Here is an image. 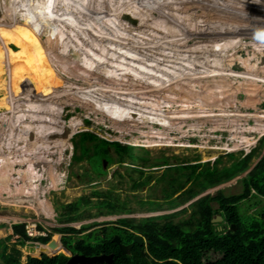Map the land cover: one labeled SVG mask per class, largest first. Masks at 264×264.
<instances>
[{"label":"rangeland","instance_id":"obj_1","mask_svg":"<svg viewBox=\"0 0 264 264\" xmlns=\"http://www.w3.org/2000/svg\"><path fill=\"white\" fill-rule=\"evenodd\" d=\"M40 1L43 0H0V252L4 244L8 246L7 252L17 247L24 263L29 256L41 257L45 253L41 251L43 245L38 241L32 240L35 244H16L12 238V225L15 223L36 224V230L41 234L51 233L50 240L62 239V233L53 231L57 227L74 226L81 229L83 225L98 223L76 235L82 237L104 226H116L122 218L143 221L153 217L149 220L156 223L168 220L185 223L192 217L202 197L208 194L215 196L219 190L228 195L243 191V178L264 154L260 141L264 137V89L257 81L260 79L258 76L264 74L262 68L260 73L255 72V60L262 59L264 62V39H258L261 42L254 52L227 49L226 52L207 57L198 53L202 48L197 43L203 44L210 39L204 37L202 42L197 41L201 37L192 39L184 36L183 31L187 29L185 25H189L190 17L177 20L182 3L178 2L179 6H174L173 10V7H166V0L161 1L157 6H161L162 11H157L150 1L145 5L152 7V11L150 8L148 11L143 8L127 11L120 10L115 4L119 2L123 6L126 4V8H132L139 3L135 0H98L100 4L97 0H71L70 11H59L57 0H44L55 8L49 11ZM192 1L195 8L186 12H193L198 17L190 25L196 27L200 24L199 28H202L193 34L189 32L194 37L214 33L212 30L208 32L206 23L214 21L215 17L223 19L222 16L227 18L254 12L244 7L237 8L241 3L233 2L234 9L228 5H217L216 9L213 4L204 3L202 7H196L197 2ZM241 1L242 6L248 2ZM227 2L222 0L219 4ZM209 8L214 10L210 11ZM229 10L235 12L230 13ZM130 16L134 18L132 21H129ZM26 17L32 22L26 23ZM260 20L259 16L257 21ZM63 23L65 25L62 26L71 31L65 36V41L77 47L84 44L77 51L79 54L85 53L84 61L78 62L80 55L76 59L59 50L55 33L56 30L61 31L60 24ZM18 25L24 29L38 30V36L34 34L33 38L39 45L31 44L29 50L31 55V51L38 54L43 50L48 53L40 73L37 70L26 72L13 56L14 52L21 50L23 40ZM55 26V29L52 28ZM180 28L182 34L179 35L177 29ZM250 30L257 32L255 36L264 32V15L263 23H257ZM79 36H83V39ZM98 37L102 39L101 45L97 43ZM84 39L88 40L87 46ZM216 40L220 41L212 39L213 44L219 45ZM54 50L61 52L62 56L55 57L50 53ZM100 54L104 55V59ZM242 57L248 60H241ZM207 59L214 60V63H206ZM182 60L190 64L203 63L204 67L210 69H204L203 75L200 70L192 66L189 69L187 63L179 62ZM68 61L73 64L69 66ZM249 66L250 73L247 74ZM2 71L7 73L6 79ZM212 77L215 78L205 91L203 85ZM11 85L15 89L11 90ZM54 86L57 88L50 90ZM20 87L23 88L21 91L18 89ZM259 122L263 124L259 125ZM86 131L98 134L101 139L147 149V164L142 165L141 160L134 164L151 172L153 178L150 184L133 188L132 180L125 175L128 166L115 160L106 163L103 168L97 164L92 167L89 156L82 153L81 143L77 148L74 146V141H80V134ZM87 143L91 144L92 141ZM252 150L251 168L232 180L211 187L175 208L159 200L166 185L161 178L162 173L169 164L210 162L216 163L219 168L229 167ZM111 154L117 158L114 148ZM153 164L157 165L151 167ZM59 178L57 184L55 179ZM111 189L119 192L122 202L127 200L130 203L127 211L106 214V209L99 207L98 204L105 197L95 196L93 191L106 192ZM84 196L92 199V202L82 208L80 215L87 209H91L92 213L101 210L104 214L83 215L82 219L62 222L63 204L78 201ZM138 197H152L159 203L156 206L161 208L140 202ZM212 203L219 207L216 201ZM263 208L264 197H250L240 202L241 213L258 215ZM48 209L51 217L45 213ZM219 228L222 229L221 226ZM117 235H114V239ZM33 247L40 248L38 254L28 253ZM48 253L45 254L70 257L65 249ZM215 258L214 253L209 256V259Z\"/></svg>","mask_w":264,"mask_h":264},{"label":"trees","instance_id":"obj_2","mask_svg":"<svg viewBox=\"0 0 264 264\" xmlns=\"http://www.w3.org/2000/svg\"><path fill=\"white\" fill-rule=\"evenodd\" d=\"M25 22L31 23L32 20L26 17ZM5 65L10 68L7 63ZM6 74L2 71L4 79L7 77ZM13 89L15 88L11 85V90ZM18 89L21 91L23 88ZM89 141L92 143L88 144ZM260 141L262 142L261 145L264 146V137ZM79 145L83 155L89 156L91 163H93L92 167L97 164L98 167L103 168L106 162L113 160L128 166L125 175L132 180V187L135 189L147 186L153 178L151 172L147 171L145 167L134 164L138 160H141L142 165L147 164L149 157L145 155L148 153L145 148L140 149L135 145L101 139L98 134L90 131L82 132L80 141H74L76 148ZM112 148L117 153L116 159L111 154ZM253 150L240 161H235L231 166L223 168H219L216 163L211 164L210 162L169 164L162 173L161 178L165 180L166 185L162 188L163 194L159 200H163L164 204H168V207L175 208L194 199L201 192L211 187L232 180L251 168ZM156 165L153 164L151 167ZM119 174L125 176L123 173ZM144 177H146L145 180ZM243 183V191L239 194L228 195L225 191L219 190L215 196L208 194L202 197L198 201L192 217L185 223L172 220L156 223L149 220L153 217L143 221L122 218L116 226H104L89 231L82 237H76V235L82 230L90 229L93 225L97 226L98 223L83 225L81 229L74 226L57 227L53 231L63 234L62 242L69 246L75 254L86 256L113 254L116 263L264 264V208L258 215L240 212L241 201L250 197H264V154L243 178ZM115 190L93 191L95 196L105 197L98 205L102 207V210L106 209V214L125 212L130 205L127 200L122 202L119 192L116 193ZM177 193L178 195H176ZM137 199L140 202L154 205L153 208H161V206H156L159 203H156V199L152 197H138ZM128 201L130 202V200ZM213 201L219 204L218 208L214 206ZM90 202L92 199L84 196L78 201L63 204L61 215L64 218L61 219L62 222L68 223L82 219L83 215L91 217L104 214L101 210L92 213L91 209H87L85 213L80 215L82 208L87 207ZM217 213L224 217L219 224L212 222ZM233 224L236 225V228H233ZM220 226L222 229L219 228ZM110 227L113 229L109 230ZM12 228L14 231L12 234L13 241L19 245H26L32 240L43 245L48 243L51 238V233L30 237L27 234L25 223H15ZM136 232L141 233L146 238L147 244H136L131 253H123L119 243L114 240V235L119 234L125 241H127L126 239L130 241ZM7 249L8 246L4 244L3 250L0 252L4 264H25L21 259L20 249L13 247L12 252H7ZM61 250L64 248L58 244L51 253H57ZM39 251L40 248H31L28 253L36 255ZM212 253L216 255L215 259H209ZM69 258L64 254L49 256L43 253L41 257L29 256L27 261L29 264H66Z\"/></svg>","mask_w":264,"mask_h":264},{"label":"bare ground","instance_id":"obj_3","mask_svg":"<svg viewBox=\"0 0 264 264\" xmlns=\"http://www.w3.org/2000/svg\"><path fill=\"white\" fill-rule=\"evenodd\" d=\"M71 0H57V2H59L58 3V8H59V11H63V10H65V9H68V11H70V8H71V2H70ZM118 1V0H117ZM129 1H133V0H129ZM135 1H137L138 3H139V5H134V7H132V8H126L125 6H126V4L123 6V5H120V4H115L116 5V7H118L120 10H122V9H124V10H127V11H134L135 9H139V8H143L145 11L148 9V8H150V11H152V7H154L155 9L157 8V11H162V8H159V7H161V6H157V4L158 5H160V3H161V1H165V0H135ZM151 1V6L152 7H148V6H146L145 4H149V2ZM194 1H196L197 2V4L195 5L196 7H202L201 5H203L202 3H204L205 5H208V4H213L214 6H216L215 8L216 9H218V6L217 5H220V6H226V5H228V6H231L232 7V9H234V7H235V4H232L233 2H235L236 4H240L241 3V5L240 6H237V8H240V9H242L241 7H244V9H248L249 11H254V12H252V13H246L245 14V12H244V14H242V13H239V16H235V15H230V16H227V18L225 17V16H222L223 17V19L222 18H220V17H215L214 19V21H209V23L207 24L206 23V25H208V27H207V30H208V32H209V30H212L214 33H210V34H208V35H206V36H204L203 34L201 35V34H197V35H195V37H194V35H192L193 34V32H196L198 29H202V28H199V26H200V24H198L196 27H194L193 25H190V23L191 22H193L194 21V19H196V21H197V17L198 16H196V15H194V14H190V13H187L186 11H188L187 9H190L191 10V8L193 9V8H195L193 5H192V3H193V1L192 0H166V7H173V10H175L174 9V6H175V8H176V6H179L178 5V2L179 3H182L181 5V10H179V14H177V20H179L180 18H183L184 16H186V17H190L189 18V20H188V22L187 23H189V25L187 24V25H185L186 26V30H184L183 31V33H184V36H186L185 38H192V39H195V38H200L201 37V39L200 40H197V41H204V37H206V38H208V39H210V41L208 40L207 42H205V43H203V44H200V43H197L198 45H201V48L202 49H200V51L198 52V53H201V55H205L206 54V56L207 57H210V55H218L217 53H223V52H226V50L227 49H231V51L232 50H235V51H238V52H242V53H246V50H251V51H253L254 52V50H256V48H257V45H259L260 44V40H258L259 38H261V39H264V32L262 31L261 33H260V35H258V36H255L256 35V31L255 30H250V29H254V27H256L257 26V23H258V25L259 24H262L263 23V15H264V0H247L248 2H244V6H242V1L241 0H228L229 2H227V3H222V4H219L222 0H215V2L217 1V3H213V1L212 0H194ZM200 1V2H199ZM243 1H245V0H243ZM74 2V1H73ZM96 2V1H95ZM97 2H98V0H97ZM101 2V1H100ZM109 3H110V1H108ZM111 2H114V1H111ZM122 2V1H121ZM40 3H42L41 5L42 6H44V8L46 7L49 11H52V9H55L54 8V6H50L49 4H47L44 0L43 1H40ZM74 3H76V2H74ZM99 3V2H98ZM103 3V2H102ZM105 3V2H104ZM115 3V2H114ZM114 3H112V4H114ZM156 5V6H153L154 4ZM100 4V3H99ZM107 4V3H106ZM111 4V5H112ZM123 4V3H122ZM78 5V4H77ZM67 6V7H66ZM79 7H80V5H78ZM113 6V5H112ZM111 6V7H112ZM255 6L257 7V8H255ZM51 7V8H50ZM66 7V8H65ZM75 7V6H74ZM123 7H125V8H123ZM104 8V7H103ZM203 8H205V7H203ZM134 9V10H133ZM177 9H179V8H177ZM210 9V8H209ZM216 9H215V11H216ZM255 9H257V11L255 10ZM115 10H117V9H115ZM211 10H214L213 8L212 9H210V11ZM75 11H76V9H75ZM94 11V10H93ZM136 11V10H135ZM148 11V10H147ZM183 11H185V12H183ZM202 11V10H201ZM226 11H228V10H226ZM225 11V12H226ZM197 12V11H196ZM203 12V11H202ZM206 12H208V11H206ZM205 12V13H206ZM212 12H214V11H212ZM229 12L230 13H233V12H235V11H233V10H229ZM148 13V12H147ZM159 13H161V12H159ZM178 13V12H177ZM195 13V12H194ZM208 13H211V12H208ZM77 14V13H76ZM95 14V13H94ZM207 14V13H206ZM205 14V15H206ZM148 15V14H147ZM199 15V14H198ZM245 15H249L250 17H247V16H245ZM17 16V15H16ZM15 16V17H16ZM149 16V15H148ZM261 17V20L260 21H257V18L258 17ZM101 17H102V15H101ZM129 17V16H128ZM133 17H135L136 19H138L137 18V15H134ZM207 17H209V15L207 14ZM229 17V18H228ZM256 17V18H255ZM134 18H132L131 16H130V18H129V21H132ZM168 19V18H167ZM232 20V21H236V22H239L238 24L237 23H234V24H231V23H229L228 22V20ZM79 20V19H78ZM176 20V19H175ZM81 21H82V19H81ZM85 21H87V20H85ZM138 22H139V20H137ZM169 21H170V19H169ZM180 21H182V20H180ZM218 21L219 22H222V23H218ZM251 21H253V23L251 22ZM147 22V21H146ZM149 22V21H148ZM172 22H174V21H172ZM213 22H216V23H214L213 24ZM84 23V22H83ZM144 23V22H143ZM85 24V23H84ZM145 24V23H144ZM169 24V23H168ZM175 24H178V22H176ZM62 25H65L64 23L63 24H60V29H61V31L59 32L58 30H56V41H57V44H58V48H59V50L61 51V52H63V53H65V54H69L70 56H72L73 58H76V59H78V56H79V59H78V62H81V61H84V58H85V53L83 54L82 52L79 54V53H77V51L79 50H81L82 48V46L84 45V44H82L81 46H79V47H77V46H74V44L72 45L68 40H66L65 41V36H68L67 35V33L69 34L70 32L69 31H67L65 28H64V26H62ZM78 25H79V23H78ZM78 25H76V26H78ZM81 25V24H80ZM205 25V24H204ZM85 26H87V25H85ZM91 26V25H90ZM185 26H184V29H185ZM88 27V26H87ZM182 27V26H181ZM50 28V27H49ZM52 28H56V26L55 27H52ZM91 28H93V27H91ZM172 28V27H171ZM206 28V27H205ZM17 29L18 30H21V34L23 35V40H21V50H18L17 52H14L13 53V56H14V58L15 59H17L16 61H19L18 63H21V68L24 70L25 69V71L27 72H32V71H34V70H37L38 71V73H40V71H41V68H42V66H43V64H44V58H45V56H46V54H48L47 53V51H43V50H41V51H39L38 52V54L36 53V52H34V51H31L32 52V54L33 55H31V53H30V50H29V47H30V45L31 44H37V42H36V40H34V34H36V36H38L37 35V33H38V30H30L29 28H26V29H24V27H20L19 25H18V27H17ZM80 29H81V27H80ZM79 29V30H80ZM85 29V28H84ZM170 29V28H169ZM263 28H260V30H262ZM83 30V29H82ZM87 30V29H86ZM89 30H90V27H89ZM171 30V29H170ZM260 30H258V31H260ZM25 31V32H24ZM77 31V30H76ZM88 31V30H87ZM158 31V30H157ZM159 31H160V29H159ZM175 31H176V28H175ZM177 31L179 32V35L180 34H182V30H181V28L180 29H177ZM204 32H206L205 31V29L203 30ZM202 31V32H203ZM59 32V33H58ZM192 32V34H190V33ZM40 33H41V31H40ZM85 34H86V32H84ZM168 33V32H167ZM194 34H196V33H194ZM223 34H225L226 36L224 37L223 36ZM75 35H77V34H75ZM88 35V34H87ZM86 35V36H87ZM178 35V36H179ZM221 35L223 36V37H221ZM5 36V35H4ZM4 36H2L3 38H5ZM51 36V35H50ZM85 36V37H86ZM199 36V37H198ZM227 36H230V38H228ZM64 37V38H63ZM75 37V36H74ZM83 36H79V38H82ZM89 37H91V36H89ZM181 37V36H180ZM183 37V36H182ZM69 38V37H68ZM93 38V37H92ZM91 38V39H92ZM99 38V37H98ZM64 39V40H63ZM66 39H67V37H66ZM73 39V38H72ZM83 39V38H82ZM212 39H218V40H220V41H217V44H219V45H215V44H213L214 42H212ZM74 41V40H73ZM93 41V40H92ZM10 42V41H9ZM84 43H85V45L87 46L88 45V40L86 41L85 39H84ZM97 43L99 44V45H101L103 42H102V39L101 38H99L98 40H97ZM10 44H11V42H10ZM19 44V45H20ZM51 44H52V42H51ZM97 44V45H98ZM37 45H39V44H37ZM185 45H187V44H185ZM17 47H19L18 46V44L16 45ZM28 48H27V47ZM221 46H224V47H221ZM186 47V46H185ZM184 47V48H185ZM259 49V48H258ZM84 50V49H83ZM42 51H43V53H42ZM84 51H86V50H84ZM261 51H262V49H261ZM61 52H55V50L54 51H52V52H50V53H52L53 55H55V57H61L62 56V53ZM70 53H72V55L70 54ZM198 53H196V54H198ZM195 54V53H194ZM193 54V55H194ZM255 54H257V52H255ZM100 55H102L103 57H102V59H104V55L103 54H100ZM99 55V56H100ZM33 56H37L36 58L35 57H33ZM179 60H181V59H179ZM241 60H245V61H247L248 59H246V57L243 59V57L241 58ZM241 60H240V62H241ZM206 61V63L207 62H211L212 61V63H214L213 61L214 60H209V59H207V60H205ZM180 63H185L183 60L182 61H179ZM216 62V61H215ZM262 62V63H261ZM187 64H188V68L189 69H191L192 67L195 69V70H200V72H202L203 73V75H204V69L206 70V69H210V67H204L201 63H193V64H190V63H188V62H186ZM185 63V64H186ZM263 61H262V59L261 60H259V59H257V60H255V67H256V70H255V72L256 71H258V72H256V73H260V71H262V70H260V68H262L263 69V71H262V73L264 74V66H263ZM71 64H73V63H70L69 61H68V65L70 66ZM244 65V64H243ZM186 66V65H185ZM192 66V67H191ZM247 66V65H246ZM241 68H242V66H240ZM182 68V67H181ZM246 68V67H245ZM250 66L247 68L248 69V71L249 72H246L245 70H243V71H245L247 74L248 73H250ZM21 70V69H20ZM23 70H21L22 72H23ZM36 71V72H37ZM210 71V70H209ZM35 73V72H34ZM197 73H199V72H197ZM31 74V73H30ZM210 74V73H209ZM24 75V74H23ZM58 75V74H57ZM65 75V74H64ZM211 75V74H210ZM213 75V74H212ZM253 75V74H252ZM179 76V75H178ZM222 76V75H221ZM59 77V76H58ZM180 77V76H179ZM210 77V76H209ZM216 77V76H215ZM215 77H212V78H210V79H207V83L205 84V85H203V89L205 90V91H208V86H209V84L211 83L210 81H213L214 80V78ZM223 77V76H222ZM250 77H251V75H250ZM258 78H260V79H258L257 81L260 83L261 82V84H260V87H261V89H264V75H262L261 77L260 76H258ZM194 79H195V82H196V78L194 77ZM198 80V79H197ZM252 80V79H251ZM256 81V82H257ZM255 82V83H256ZM199 83V82H198ZM144 84V83H143ZM56 86V85H55ZM50 87V90H54L55 88H57V87ZM211 86V85H210ZM199 87V86H198ZM80 88V87H79ZM256 89V88H255ZM67 90V89H66ZM69 91V90H68ZM67 91V92H68ZM214 96V95H213ZM251 100V99H250ZM229 103V102H228ZM226 106V105H225ZM227 108V107H226ZM256 117H257V115H255ZM255 117V118H256ZM261 124H263V123H260L259 122V125H261ZM253 132H255V131H253ZM259 132V131H258ZM260 133V132H259ZM258 133V134H259ZM181 144H182V142H181ZM55 171H56V169H55ZM70 175V174H69ZM52 182V181H51ZM54 182V181H53ZM55 182H57V184L60 182V178H59V180H57V179H55ZM56 184V185H57ZM31 190V189H30ZM39 203V202H38ZM41 203V202H40ZM44 205H47L46 203H43ZM42 204V205H43ZM44 207V206H43ZM52 209V208H51ZM49 210V209H48ZM48 210H46L45 211V213L46 214H50V210L48 211ZM53 212V211H52ZM42 213V212H41ZM54 215V214H53ZM50 217H51V214H50ZM53 218V217H52ZM61 245V244H60ZM41 249L42 250H44L45 252H49V253H51L52 252V250H53V248H51V247H49V245H43V246H41Z\"/></svg>","mask_w":264,"mask_h":264},{"label":"water","instance_id":"obj_4","mask_svg":"<svg viewBox=\"0 0 264 264\" xmlns=\"http://www.w3.org/2000/svg\"><path fill=\"white\" fill-rule=\"evenodd\" d=\"M216 217H217V219H216ZM223 219H224V217L221 214H217L212 219V222L215 223L217 221H222ZM232 226H233V228H236L235 224H233ZM114 240L119 243L121 250L125 254L129 253V251L132 249V247L136 243H140L142 245L146 241L145 238L141 234H135L133 241L128 245H126L122 242V238L120 235H117ZM58 244H61V246L65 249V251L70 255V258L66 264H105V263H107V264H124V263H116L113 254H101V255H95V256H86V255L75 254L69 248V246H67L66 244H64L62 242V239L61 240L51 239L48 243H44L43 245H49V247L55 248L58 246ZM42 252H45V251H42ZM45 253H47V252H45ZM4 263H5L4 259L0 256V264H4ZM25 264H29L28 261H26Z\"/></svg>","mask_w":264,"mask_h":264},{"label":"built area","instance_id":"obj_5","mask_svg":"<svg viewBox=\"0 0 264 264\" xmlns=\"http://www.w3.org/2000/svg\"><path fill=\"white\" fill-rule=\"evenodd\" d=\"M25 227H26V231H27V234L30 236V237H36L38 235H44V234H41L40 231H37V225L36 224H33L31 222H27L25 223ZM32 243V241H31Z\"/></svg>","mask_w":264,"mask_h":264},{"label":"flooded vegetation","instance_id":"obj_6","mask_svg":"<svg viewBox=\"0 0 264 264\" xmlns=\"http://www.w3.org/2000/svg\"><path fill=\"white\" fill-rule=\"evenodd\" d=\"M137 233V232H136ZM135 233V234H136ZM119 235V234H118ZM121 236V235H120ZM135 236V235H134ZM122 238V236H121ZM134 238H132L130 241H128V239H126L127 241H125L123 238H122V242L126 245L130 244L132 241H133ZM145 243V242H144ZM144 243L142 245H144ZM136 244H140V243H136ZM136 244L132 247V249L136 246ZM132 249L129 251V253H131ZM2 252V251H1Z\"/></svg>","mask_w":264,"mask_h":264}]
</instances>
